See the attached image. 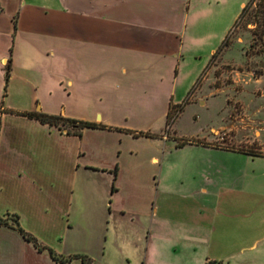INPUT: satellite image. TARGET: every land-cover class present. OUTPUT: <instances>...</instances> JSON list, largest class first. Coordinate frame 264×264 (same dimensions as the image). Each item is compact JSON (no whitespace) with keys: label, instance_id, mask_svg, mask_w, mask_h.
<instances>
[{"label":"crops","instance_id":"crops-1","mask_svg":"<svg viewBox=\"0 0 264 264\" xmlns=\"http://www.w3.org/2000/svg\"><path fill=\"white\" fill-rule=\"evenodd\" d=\"M249 1L0 0V215L19 214V224L41 246L27 240L17 222L9 220L0 225V264H84L81 255L92 264H111L105 250L67 253L57 246L56 241L61 246L66 242L67 222L68 227L75 222L76 204L60 209L62 228L57 231L53 230L56 219L50 218L54 201L40 195L67 193L74 199L80 194L83 201L78 211L91 224L103 219L99 209L104 208L110 214L118 210L137 216L136 208L113 201L121 192L118 177L125 166L137 171L149 163L152 181L159 187L158 169L166 163L160 142L170 137L185 139L176 131L170 134L168 128L191 100L207 104L215 90L224 88L213 86L212 72L217 65L236 62L225 58L234 42L229 38L217 50L231 36L232 21ZM215 20L221 24L217 30ZM242 52V60L253 58L243 46ZM207 65V74L199 81ZM12 92L28 95L29 104L6 102ZM57 96L78 99L76 103L86 109L79 118L105 126H86L77 134L28 115L41 111L71 116L67 105L53 102ZM172 108L178 113L169 123ZM132 140H148L157 148L144 154L128 144ZM107 156L111 160L105 163ZM84 170L112 175L107 206L104 199L99 205L92 201V191L74 187V176ZM28 193H38V198L32 197L27 209L14 204L15 194ZM158 198L159 193L151 189L147 214H158ZM39 225L51 229L47 233ZM152 234L150 230L145 253L134 264H233L234 258L246 254L161 253L158 259ZM50 248L61 257H73L65 263L54 258ZM126 254L130 263L133 257Z\"/></svg>","mask_w":264,"mask_h":264},{"label":"rangeland","instance_id":"rangeland-1","mask_svg":"<svg viewBox=\"0 0 264 264\" xmlns=\"http://www.w3.org/2000/svg\"><path fill=\"white\" fill-rule=\"evenodd\" d=\"M257 4L238 24L239 16L232 21L230 41L234 43L226 51L225 58L236 62L217 65L212 72L215 76L213 86L224 88L215 90L207 104L191 100L174 123L177 108H172L169 121L173 126L168 132L176 131L185 139L176 141L170 137L160 142L166 163L162 170L158 169L159 187L152 181L153 168L149 163L137 171L127 166L123 168L117 179L121 192L113 201L136 208L137 216L118 210L110 214L104 208V211L99 209L103 219L91 224L78 211L83 201L80 194L74 199L67 193L40 195L45 201H54L50 215L56 219L53 230L62 228L60 209L71 202L76 204L75 222L71 227L67 222L66 242L61 246L56 241L57 246L67 253L87 251L97 254L105 250L111 264H134L138 255L145 253L151 230L158 259L161 253H209L215 256L246 253L234 258L235 264H246L247 260H250L249 264H264V24L262 16L255 14ZM215 23L217 30L221 24L218 20ZM242 46L253 58L242 60ZM208 67L203 69L199 81L206 76ZM219 75H223L222 78ZM196 86L195 83L194 89ZM5 100L15 106L30 102L28 95L17 92H12ZM77 101L69 96L53 99L57 105H67L69 115L79 118L86 109ZM165 120L166 117L162 122ZM186 138L200 143L176 146ZM128 144L139 147L144 154L157 148L148 140H132ZM110 160V156L104 158L105 163ZM88 170L74 176V187L92 191V201L99 205L104 199L103 204L107 206L105 201H108L112 175ZM151 189L153 193H159L161 206L155 217L147 214L150 208L147 197ZM35 196L38 198V193L15 194L13 201L19 208L27 209ZM91 199L87 200L91 202ZM3 216L16 223L15 213L5 212ZM39 228L47 233L51 229L45 225H39ZM103 245L105 249H101ZM126 253L133 257L130 263Z\"/></svg>","mask_w":264,"mask_h":264},{"label":"trees","instance_id":"trees-1","mask_svg":"<svg viewBox=\"0 0 264 264\" xmlns=\"http://www.w3.org/2000/svg\"><path fill=\"white\" fill-rule=\"evenodd\" d=\"M255 1L258 3V4L256 3L257 7L255 8V10H256L255 14L262 16L261 22L264 24V0H250L249 3L242 10L239 18L237 19V24L247 15L249 9L253 6ZM255 24L257 25L256 22H255ZM229 38H230V35H228L225 38V40L219 46L217 52L220 51L224 47V45L228 44ZM214 55H216V53ZM9 75H10V64L8 65V76ZM187 101H188V99L185 102H187ZM171 113H172V109L168 113V122L169 123H171V121H169V117H170ZM28 115L32 116V117H36L43 122H49L51 124H55V125H58L60 127L65 126V127H67L68 132H73V133H77V134H82V130L86 126H91V127L105 126V124L97 122V121H91V120H86V119H81V118H76V117H71V116H63L60 114H50V113H45V112H41V111H29ZM187 142L188 141L186 139V140L179 141L177 144L178 145H184ZM116 176H117V170L115 169V178H116ZM15 215L17 217V220H16L17 226H18L20 232L23 234V236L27 240L33 241L35 243V245L40 246V243H39L37 237L35 235H33L32 233L28 232L23 226H21L19 224V214L16 213ZM9 220H10V218L8 216L5 217L3 215H0V225L1 224H9ZM50 252L52 253L54 258L61 259L65 263L73 257V255H70L68 258L61 257L60 255H57L55 253L54 249H52V248H50ZM76 256H80V255H76ZM81 256L83 257L84 264H92L90 258H87L85 255H81Z\"/></svg>","mask_w":264,"mask_h":264},{"label":"built area","instance_id":"built-area-1","mask_svg":"<svg viewBox=\"0 0 264 264\" xmlns=\"http://www.w3.org/2000/svg\"><path fill=\"white\" fill-rule=\"evenodd\" d=\"M177 113H178V109H177V112H175V115H177Z\"/></svg>","mask_w":264,"mask_h":264}]
</instances>
